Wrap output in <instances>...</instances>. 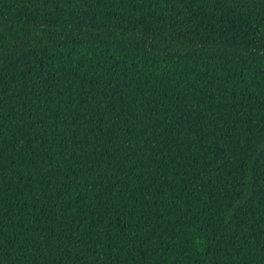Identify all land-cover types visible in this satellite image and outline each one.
<instances>
[{
  "label": "trees",
  "instance_id": "obj_1",
  "mask_svg": "<svg viewBox=\"0 0 264 264\" xmlns=\"http://www.w3.org/2000/svg\"><path fill=\"white\" fill-rule=\"evenodd\" d=\"M0 264H264V0H0Z\"/></svg>",
  "mask_w": 264,
  "mask_h": 264
}]
</instances>
